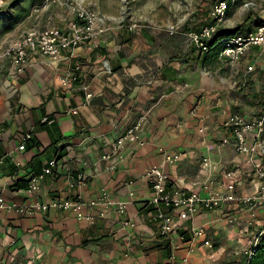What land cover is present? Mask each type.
Listing matches in <instances>:
<instances>
[{
    "label": "crops",
    "instance_id": "0c3cea01",
    "mask_svg": "<svg viewBox=\"0 0 264 264\" xmlns=\"http://www.w3.org/2000/svg\"><path fill=\"white\" fill-rule=\"evenodd\" d=\"M49 7H40L44 12L39 19L30 8L7 23L0 13V196L27 204L73 194L60 167L45 176L38 191L26 193L23 183L55 157L86 174L78 188L85 199L98 198L105 190L113 203L87 209L96 213L93 223L71 210L0 209V264H245V249L264 220V205L254 216L233 201L209 210L200 206L187 219L174 214L171 240L176 248L170 258L172 241L160 236L152 219L144 173L161 166L169 185L202 197L210 189H222L229 180L226 171L237 180V195L252 188L255 166L247 154L235 151L224 122L231 114H259L263 49L250 46L230 62L213 51L201 52L186 31L170 34L148 24L130 29L127 19H107L99 37L78 44L57 61L35 54L18 73L6 54L8 47L28 30L64 27L73 17L65 5ZM76 63L81 65L79 80L70 88L60 86L58 77ZM142 116V145L128 141L121 160H101L109 143ZM27 133L33 141L20 149ZM160 148L180 152V157L167 163ZM207 156L215 168L205 172L201 159ZM118 201L125 202L124 212L117 210ZM124 220L131 224L123 225ZM193 226L204 229L203 238L212 246L204 245L202 237L189 238ZM177 233H185V239L176 238Z\"/></svg>",
    "mask_w": 264,
    "mask_h": 264
},
{
    "label": "built area",
    "instance_id": "2783aa9c",
    "mask_svg": "<svg viewBox=\"0 0 264 264\" xmlns=\"http://www.w3.org/2000/svg\"><path fill=\"white\" fill-rule=\"evenodd\" d=\"M5 2L6 0H0V8L4 6ZM56 4L67 6L73 14L72 19L64 27L49 25L40 30H28L15 40L8 47L6 54L10 55L12 66L16 72H24L25 66L35 54L44 55L51 61H57L63 57L64 52H71L78 44L99 37L107 29V19L98 10L84 3L83 0H43L39 7H49L50 5ZM228 7L227 0L217 1L212 4L208 11L211 22L204 24L197 31H187L188 37L197 49L201 51L206 50L205 41L224 22ZM128 26L130 29H136L141 24L132 22ZM164 30L170 34L179 31L174 24L164 27ZM253 45L262 48L264 51V24L257 26L247 35H236V37L228 39L220 56H225L230 62H235ZM80 66L79 63H76L61 74L58 77L60 86L70 88L74 82L78 81L80 77ZM252 68V66H248L247 70H252ZM82 88L85 91L88 90L87 85L82 86ZM90 96L91 94L88 91L86 97L89 98ZM70 111L75 114L77 107L72 108ZM144 118L142 116L127 126L122 135L109 143L107 151L100 156V159L109 160L110 158H115L121 160L123 158L122 148L128 141L142 145L143 140L140 129ZM44 119L47 120V118ZM224 125L231 131L232 145L235 151L237 153L247 154V161L254 164V175L257 180L254 181L252 188L248 192L237 195L234 191L237 180L232 171H226L224 175L229 180L223 182L222 189H210L208 190L207 196L202 197L195 190L169 185L167 181L168 175L165 170L161 166H151L145 171L144 177L151 190L149 203L154 208L152 219L157 222V230L160 235L168 237L171 240V236L174 234L173 229H171L173 215L178 214L182 219H187L200 206L209 210L225 201H233L245 207L254 216V210L258 206L264 205V99L259 114L252 118H244L238 114H231L225 120ZM24 136L23 141L19 144L20 149L25 147V140L31 137L28 133ZM224 140L226 141L227 139L224 138ZM180 154V152L171 153L164 151L163 159L167 163H173L180 157ZM201 164L205 172L215 168V165L208 156L202 157ZM58 167L65 169L66 183L71 189H75L73 194L62 196L61 198H50L45 201L29 202L27 204H20L14 201L6 202L0 196V209L16 211L18 213H29L33 210L45 211L48 208L71 210L77 218L86 219L93 223L96 218V213L94 215L86 212V210L92 209L100 203L111 205L113 202L105 190L101 191L98 198L85 199L78 188L82 184H85L84 182L87 179L86 174L78 168L74 170L65 161L59 162L55 157L47 159L41 165L39 172L32 173L29 176L26 193L30 194L38 191L40 182L47 174H51ZM126 183L131 184L133 182L132 180H128ZM107 200L108 202H106ZM125 207V202H116L118 211L124 212ZM233 220L234 217L229 218V221ZM128 224H131L130 220L123 221V225ZM189 230L190 232L188 234L191 240L205 236V231L201 227L193 226ZM262 233H264V220L259 227L257 235L245 249V256L252 253L254 247L257 245L258 236ZM176 238L184 240L185 233H177ZM203 244L209 247L212 246L211 242L206 238H203ZM170 246L172 249L170 258H174L175 243L172 241Z\"/></svg>",
    "mask_w": 264,
    "mask_h": 264
},
{
    "label": "rangeland",
    "instance_id": "374dc122",
    "mask_svg": "<svg viewBox=\"0 0 264 264\" xmlns=\"http://www.w3.org/2000/svg\"><path fill=\"white\" fill-rule=\"evenodd\" d=\"M215 0H83L98 10L106 19H127L132 22L140 23L143 26H157L163 28L174 24L179 31H197L202 23L208 19L210 5ZM40 0H35L32 5L31 0H6L0 12L3 21L20 19L28 9L34 10L38 14V19L44 11H40ZM24 6V7H22ZM51 6V5H50ZM39 7V8H38ZM57 7V6H56ZM55 5L49 9H56ZM14 8L12 13L8 12ZM49 9L47 11H49ZM46 11V12H47ZM55 11V10H53ZM45 12V13H46ZM59 14V11H55ZM7 13V14H6ZM6 14V15H5ZM223 25L233 28L245 21L264 20V0H242L236 5H232L229 12L225 15ZM35 23V20H32ZM203 26V25H202ZM198 27V28H196ZM238 88L239 83L234 84ZM238 90V89H236Z\"/></svg>",
    "mask_w": 264,
    "mask_h": 264
},
{
    "label": "trees",
    "instance_id": "16d2710c",
    "mask_svg": "<svg viewBox=\"0 0 264 264\" xmlns=\"http://www.w3.org/2000/svg\"><path fill=\"white\" fill-rule=\"evenodd\" d=\"M217 1H219V0H215L212 4L216 3ZM227 1H228L229 7L226 11V14L229 12L232 5H236L237 3H240L242 0H227ZM40 4H42V1H40L39 5ZM212 4L210 5V7L212 6ZM210 22H211V17L208 16V19H206V21H204L203 25L210 23ZM263 24H264V20L262 19V20L256 21L255 23L253 21L252 22L251 21L250 22L245 21L243 23L236 25L233 28L220 27V28L216 29L213 32L212 36L205 41L206 50H204V51L200 50V51L201 52L213 51L215 56H217V55L220 56L221 51L223 50L225 43L228 39H230L232 37H236V35H247L248 33L252 32L254 28H256L259 25H263ZM201 27H202V25H201ZM196 28H198V27H196ZM200 28H198V29H200ZM263 129H264V127H263ZM27 141H33L32 136L30 138H27V140H25V142H27ZM39 171H35V173H37ZM23 184L27 187L28 186L27 185L28 180ZM256 244L257 245L254 247L252 253L248 256H245V261H246L245 263L246 264H264V233H262L258 236V240H257Z\"/></svg>",
    "mask_w": 264,
    "mask_h": 264
}]
</instances>
